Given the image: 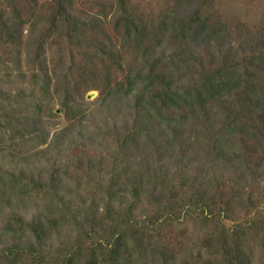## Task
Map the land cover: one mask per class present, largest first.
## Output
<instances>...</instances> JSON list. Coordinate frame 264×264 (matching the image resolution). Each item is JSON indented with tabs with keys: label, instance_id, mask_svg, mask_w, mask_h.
Returning a JSON list of instances; mask_svg holds the SVG:
<instances>
[{
	"label": "trees",
	"instance_id": "obj_1",
	"mask_svg": "<svg viewBox=\"0 0 264 264\" xmlns=\"http://www.w3.org/2000/svg\"><path fill=\"white\" fill-rule=\"evenodd\" d=\"M217 2L0 0V264H264V11Z\"/></svg>",
	"mask_w": 264,
	"mask_h": 264
},
{
	"label": "rangeland",
	"instance_id": "obj_2",
	"mask_svg": "<svg viewBox=\"0 0 264 264\" xmlns=\"http://www.w3.org/2000/svg\"><path fill=\"white\" fill-rule=\"evenodd\" d=\"M161 1H170V0H161ZM218 1L216 4V7L220 9L221 13L224 15L232 17L233 20L236 21H242L246 23H251L255 20H257L261 13L264 11V0H216ZM28 75V73H27ZM29 77L27 80L29 81ZM97 90H88L83 94V98L92 101L97 97ZM58 105L53 104L52 105V111L57 112L59 117H63L62 113L58 112ZM264 163V162H263ZM264 167V166H263ZM223 180H225L226 185L223 186V188L219 189L218 193L228 195L229 189L231 186H233V182L229 180L227 177H224ZM86 186V185H85ZM236 186V185H235ZM87 189H89V192L91 194L92 191H94V187L91 183L86 186ZM238 187V186H237ZM88 195V198H91V195ZM241 199V196L239 197ZM88 202V199L86 200ZM103 201L100 200L99 206H102ZM260 207L264 209V200L261 201ZM181 220L185 222L186 224V229L187 233L190 234L185 236V240L187 245H197L199 240L201 241L202 239V230L203 225H200L199 219L198 218H181ZM223 222L226 225H229L231 222L228 219H223ZM162 234L165 236L167 239H171L172 241H177L180 236H179V231H177L172 225H167L166 227L163 228ZM182 236V235H181ZM182 240V239H181Z\"/></svg>",
	"mask_w": 264,
	"mask_h": 264
}]
</instances>
